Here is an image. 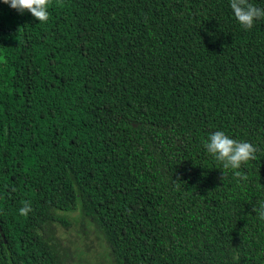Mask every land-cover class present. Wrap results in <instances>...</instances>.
<instances>
[{"label": "trees", "instance_id": "trees-1", "mask_svg": "<svg viewBox=\"0 0 264 264\" xmlns=\"http://www.w3.org/2000/svg\"><path fill=\"white\" fill-rule=\"evenodd\" d=\"M49 14L0 0V264H70L53 226L74 212L112 264H264V19L244 29L230 0ZM216 131L258 149L247 180L203 147Z\"/></svg>", "mask_w": 264, "mask_h": 264}, {"label": "clouds", "instance_id": "clouds-1", "mask_svg": "<svg viewBox=\"0 0 264 264\" xmlns=\"http://www.w3.org/2000/svg\"><path fill=\"white\" fill-rule=\"evenodd\" d=\"M3 3L20 14L25 11L31 13L39 23H46L49 20L51 0H3ZM230 8L235 19L246 30L253 27L255 20L264 19V8L255 6L249 0H230ZM203 147L217 162L222 164L223 169L233 170V176L239 180H247V175L239 169L242 164L256 159L258 151L252 143L229 138L223 131L211 133L204 141ZM222 173L221 179L223 180L224 172ZM31 210V202L24 201L19 214L27 216ZM252 210L260 221H264V201H259Z\"/></svg>", "mask_w": 264, "mask_h": 264}, {"label": "rangeland", "instance_id": "rangeland-1", "mask_svg": "<svg viewBox=\"0 0 264 264\" xmlns=\"http://www.w3.org/2000/svg\"><path fill=\"white\" fill-rule=\"evenodd\" d=\"M66 216L70 223H56L53 234L64 243L70 264H112L106 243L92 222L78 212Z\"/></svg>", "mask_w": 264, "mask_h": 264}]
</instances>
